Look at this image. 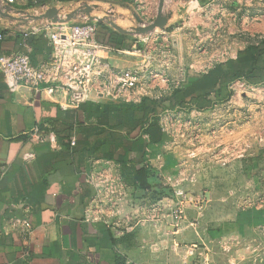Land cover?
<instances>
[{
    "label": "crops",
    "instance_id": "1",
    "mask_svg": "<svg viewBox=\"0 0 264 264\" xmlns=\"http://www.w3.org/2000/svg\"><path fill=\"white\" fill-rule=\"evenodd\" d=\"M80 1H94L98 7L104 2ZM158 1L128 0V7L115 11L123 12L121 21L129 29L132 20L125 14L135 17L139 7L155 6L154 20ZM26 3L9 4L11 14L39 15L43 5L57 6L52 0ZM165 11L173 15L151 39L169 40L175 34L169 27L179 22L182 31L175 40L187 48L177 59L200 72L191 76L264 41V0H166ZM243 11L250 17L244 38L236 32ZM28 27L20 18L0 16V53H26L38 64L50 58L52 46L41 33L24 36ZM200 28L211 32L201 36ZM140 41L129 34L128 48ZM241 78L244 90L264 84V78ZM225 81L231 93L232 80ZM118 105L89 100L67 106L65 93L34 92L26 86L14 92L0 69V264H264V204L231 206L247 195L241 163L234 160L247 157V152L252 156V139H245L239 149L235 143L223 150L218 145L206 149V137L216 144L221 140L216 124L220 112L213 105L200 112L188 106L174 112L177 120L169 132L162 131L159 120L155 141L145 132L147 124L134 130L128 140L135 144L141 137L146 145L141 151L133 146L126 150ZM142 115L136 112V117ZM195 141L200 154L192 150ZM206 151L212 158L206 160ZM125 156L135 165L122 166L119 161ZM104 160L120 164L125 188L117 198L110 199L89 181L94 163L99 166ZM143 167L149 171L136 172ZM181 192L203 204L185 202L183 217L176 220L173 209L181 202ZM210 193L214 205L206 199ZM19 219L27 221L30 231L15 225Z\"/></svg>",
    "mask_w": 264,
    "mask_h": 264
},
{
    "label": "built area",
    "instance_id": "2",
    "mask_svg": "<svg viewBox=\"0 0 264 264\" xmlns=\"http://www.w3.org/2000/svg\"><path fill=\"white\" fill-rule=\"evenodd\" d=\"M74 2L80 5L84 3L56 1L63 14L71 11L65 7L66 4ZM13 3L15 0H0L2 8ZM42 8L46 10L48 6L43 5ZM30 14L21 13V17L30 23L24 36L41 33L51 44L52 54L49 59L34 64L26 53H0V69L14 92L26 86L34 92L47 89L52 94L65 93L67 106L79 105L89 100L138 104L144 97L160 98L169 95L175 88L186 83L188 77L200 74L195 73L196 68L192 64H181L169 48L162 46L161 41L154 43L152 33L138 35L141 37L140 43L151 40L149 48L140 47V43L130 48H118L108 42V31L101 28L100 21L91 20L87 14H81L79 18L82 21L78 23L41 20L39 24L30 19ZM114 59H119L121 63H115ZM244 84L241 77L233 79L229 84L231 93H236L237 87L244 89ZM217 103H214L213 108ZM186 107L188 106L166 109L159 113L163 132H169L171 124L177 120L174 112ZM195 110L202 111L198 108ZM75 142V138H72L71 143ZM93 168L89 181L99 191L110 199L122 194L125 185L120 174V164L104 160L99 166L94 163ZM95 174H98L97 180ZM178 195L181 202L173 209L176 220L183 217L182 204L188 202L198 206L201 203L194 195L185 192ZM14 223L16 226L21 224L17 226L21 227V231H30L26 220L19 219Z\"/></svg>",
    "mask_w": 264,
    "mask_h": 264
},
{
    "label": "rangeland",
    "instance_id": "3",
    "mask_svg": "<svg viewBox=\"0 0 264 264\" xmlns=\"http://www.w3.org/2000/svg\"><path fill=\"white\" fill-rule=\"evenodd\" d=\"M91 2L92 3L90 4L94 3V1ZM79 5L80 4L78 2H74L71 5L70 3H67L65 7L73 11L74 9L79 7ZM115 7L117 8L120 6H113L112 3L104 1L103 3H99V8L95 9L92 14L100 17L111 15L112 19H114L122 27L126 28L123 25V21H121L123 18V12L120 10L115 11ZM155 8V6H153L152 8L139 7V9H137V14L142 17L145 22H151L156 12ZM132 14L133 13L131 12L125 15L131 18L133 26H136L138 22ZM249 18L250 17L248 16V14L246 15L245 11H243V13L238 17V28L236 32L239 37L244 38V35L242 34L247 32V30H244L245 22L246 19L247 21H249ZM81 21L82 20L79 17L72 20V22L76 23ZM168 30H170L171 32L174 31L175 34L174 36H169V40H161L162 46L169 48V50L174 56L184 55V50L187 48L186 43L182 45L183 42L181 40L180 42L178 41V43L175 40L176 37H180L182 31L180 29L179 22L170 26ZM159 31H161V29H157L155 32L152 33V35H158L157 33H160ZM209 32H211V30L207 31L205 29L200 28L201 36L203 33V36L207 37L209 35ZM193 36L198 37L199 35L193 33ZM150 42L151 40H147L138 45L143 48H149L151 46ZM221 59L222 61H224L227 58ZM215 108L220 112V120H216V124L218 125L220 123V133L222 134L220 137L221 140H218V144H216L211 140V138L206 137V149L209 150L211 149L212 145H218V147H221V149L223 150L225 147L232 143H235V145L239 149L240 146L244 144L245 139L248 140L249 138H251L253 142L252 156H250L247 152V157H244L242 155L241 157L238 156L234 160H237L241 163L240 173L246 181V184L242 183L241 185H246V187L242 186V190H245L247 195L244 199L237 200L234 204L231 203V206L239 208L264 204V84L247 90L237 87L236 93H233L228 98L219 101ZM213 121L215 122V120H212V122ZM206 132H208V134L211 133V131ZM212 133H214V131H212ZM232 139H235L236 142H233ZM196 144L197 143L195 141L192 150L198 152ZM205 156L207 157L206 160H208V157L212 158V156L208 154V151H206ZM192 157L199 160L197 154L194 152L192 153ZM206 164L209 163L206 162ZM218 175H214V177H217ZM248 181L252 182L251 185H248ZM206 199H212L211 203H213V205L215 204L211 193L210 195H207ZM201 204L203 203L201 202L198 207Z\"/></svg>",
    "mask_w": 264,
    "mask_h": 264
},
{
    "label": "trees",
    "instance_id": "4",
    "mask_svg": "<svg viewBox=\"0 0 264 264\" xmlns=\"http://www.w3.org/2000/svg\"><path fill=\"white\" fill-rule=\"evenodd\" d=\"M47 1L50 0H27L26 5H40ZM52 1L67 2L80 0ZM102 1L110 2L113 6L128 7V0ZM99 25L108 31L107 39L109 43L118 48H128L127 39L129 38V34L116 31L103 21H100ZM28 40L32 42L33 37H29ZM227 77L230 78V81L240 77H244L253 82L262 80L264 78V41L258 46L248 47L236 59L216 63L207 73L188 77L186 83L181 87L175 88L169 95L160 98L144 97L138 104L121 103L122 105H118V128L126 132L125 149L127 150L131 146L140 151L144 149L146 144L141 137L135 139L134 145L128 140V137L134 130L137 128L142 129L146 124L147 129L145 132L150 134V140L155 141L159 139L153 138V135L160 130L159 113L161 111L184 106L198 109L209 108L214 105L215 101L219 102L228 98L232 93H228V83L225 81ZM137 111L142 112L143 115L141 118L136 117ZM119 162L122 166L127 165L132 167L135 165L133 161H128L127 156L120 159ZM145 171L148 172L149 170L143 167L136 172L140 174ZM249 217L243 218L240 216L239 219L242 221H250Z\"/></svg>",
    "mask_w": 264,
    "mask_h": 264
},
{
    "label": "water",
    "instance_id": "5",
    "mask_svg": "<svg viewBox=\"0 0 264 264\" xmlns=\"http://www.w3.org/2000/svg\"><path fill=\"white\" fill-rule=\"evenodd\" d=\"M165 4L166 0H159L158 1V7H157V14L154 20L151 22H145L142 17H140L138 14H135L136 21L138 22L136 26H133L131 28H124L121 25H119L112 17L105 16L100 17L93 15V11L95 9H98V5L96 4H90L88 2H85L74 9L73 11H69L66 13H61L59 7L56 5L48 7L43 13L39 15H33L30 14V19L35 21L40 20H48L54 23L57 22H70L76 18H78L81 14H87L91 20H98L103 21L110 25L114 30L119 31L121 33L126 34H134V35H148L153 32H155L157 29L164 30L169 20L171 19L173 12L172 11H165ZM13 10L12 6L7 4L3 8L0 6V16H5L7 18L11 19H18L20 18L23 21H27V19H24L23 17H16L11 14V11ZM22 12V11H21ZM23 13V12H22Z\"/></svg>",
    "mask_w": 264,
    "mask_h": 264
}]
</instances>
